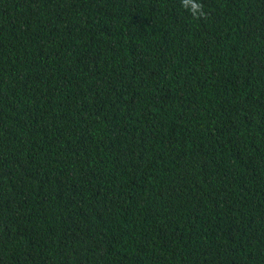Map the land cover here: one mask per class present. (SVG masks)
Listing matches in <instances>:
<instances>
[{"label":"trees","instance_id":"trees-1","mask_svg":"<svg viewBox=\"0 0 264 264\" xmlns=\"http://www.w3.org/2000/svg\"><path fill=\"white\" fill-rule=\"evenodd\" d=\"M0 264H264V0H0Z\"/></svg>","mask_w":264,"mask_h":264},{"label":"clouds","instance_id":"clouds-1","mask_svg":"<svg viewBox=\"0 0 264 264\" xmlns=\"http://www.w3.org/2000/svg\"><path fill=\"white\" fill-rule=\"evenodd\" d=\"M182 4L187 7V4H188V0H182Z\"/></svg>","mask_w":264,"mask_h":264}]
</instances>
